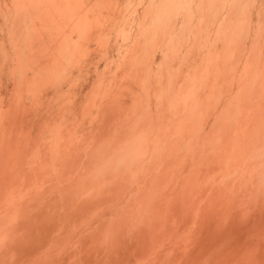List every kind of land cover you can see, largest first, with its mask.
<instances>
[{
	"label": "bare ground",
	"instance_id": "1",
	"mask_svg": "<svg viewBox=\"0 0 264 264\" xmlns=\"http://www.w3.org/2000/svg\"><path fill=\"white\" fill-rule=\"evenodd\" d=\"M38 28L0 58V264H264V86L174 89L171 123L128 87L104 120L90 41Z\"/></svg>",
	"mask_w": 264,
	"mask_h": 264
},
{
	"label": "rangeland",
	"instance_id": "2",
	"mask_svg": "<svg viewBox=\"0 0 264 264\" xmlns=\"http://www.w3.org/2000/svg\"><path fill=\"white\" fill-rule=\"evenodd\" d=\"M37 1L32 3L28 0L29 6L27 0H0V58L19 50L21 38L30 36L34 29L39 30L40 23H47L50 27L43 34L45 44L52 37L56 38L50 42L59 44L61 36L62 39L68 35L70 39L77 40L76 36L82 35L90 41L87 53L92 54L87 60L88 66H91L84 74L87 78L95 72L92 76L96 75L100 80L103 119L111 102L119 111L125 108L128 87L130 91L133 87L137 90V95L130 94V109H148L153 114L157 106L160 108L163 105L162 115L165 113L171 123L177 117V114H171L176 111L172 100L174 89L195 84L204 95L208 93L209 99L217 98L224 102L232 98L233 91L236 94L238 86L252 76L254 79L251 78L247 85L264 86V0ZM31 7L35 10L32 11ZM55 51L56 47H51L50 52ZM82 65L84 67L85 64ZM7 75L2 74L0 81L3 83L0 82V85H6ZM110 82L113 90L108 94L107 87L112 86ZM158 90L161 94L156 92ZM262 90L263 93L264 87ZM207 131H210V125ZM71 142L77 143L76 140Z\"/></svg>",
	"mask_w": 264,
	"mask_h": 264
}]
</instances>
